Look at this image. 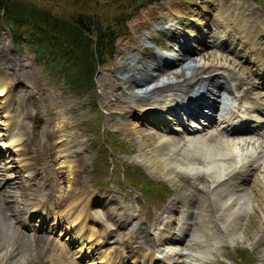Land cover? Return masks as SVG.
Wrapping results in <instances>:
<instances>
[{
    "label": "rangeland",
    "instance_id": "obj_1",
    "mask_svg": "<svg viewBox=\"0 0 264 264\" xmlns=\"http://www.w3.org/2000/svg\"><path fill=\"white\" fill-rule=\"evenodd\" d=\"M21 1L32 2L58 17H67L73 11H88L94 15L97 14L98 18L101 17L100 23L112 27L113 20H116L114 18L121 13L120 7L123 3L122 0ZM230 1L239 2L242 6L248 7V18L243 20L244 25L264 27V0H156L146 5H140L141 8L129 10L133 16L127 22V33L124 36L118 35L114 43L115 52L110 56H105L104 63L98 66L95 72L96 89L92 94H89L88 91L75 93L69 90L60 73L55 72L51 66H43L36 60L31 45L26 39L20 38L18 45L13 46L8 30L3 26L0 27V76L5 78L7 87L9 86L10 89L4 96L6 98L0 97V119L1 116L5 115L12 119V123L15 125L13 136L19 141L25 140L34 131L39 129L42 131L44 126L50 134L47 135L49 137L47 142L51 143L46 150L49 165L45 172H43L44 169L39 158L34 154L31 155V153L27 156L23 154L28 158L27 161L30 164L22 167L24 160L18 161L21 156L17 155L15 148L11 147L12 143H9L10 140L4 135L5 128L0 123V189L10 190L11 194L8 196L16 194L15 202H12L13 200L1 202L2 204L12 203L17 208H22L19 210L21 216H18L17 220L12 218V211L11 213L6 211L4 213L6 216H4L9 218L10 223L12 222L11 225H14L19 232L28 235L45 233L43 235L47 241L50 240L54 244L71 251V253L69 252L70 256L63 255L52 247L53 250L46 252L44 256L42 255V262L37 264H99L101 255L102 258H106L105 254L113 253L116 249L120 251L129 248L125 247L127 244L125 242L126 234L131 227L136 225H140L145 235L147 234L151 240V245L146 246V248L153 247L150 252L152 250L157 252L159 248H162V243L159 240L161 236H159L158 231L166 226L165 221L168 219L169 224H173L175 229L179 227L182 221L187 220V232H185L181 245H179L180 252L178 256L172 255V260H175L176 264H264V224L259 220L260 215L253 218L254 222L247 223L248 213L252 210L248 189L240 187L243 190L239 188L236 190L235 187L236 189L233 188L220 195L221 192L213 187V183L206 174H201L194 169L190 172L184 170V167L180 165L182 160L180 153L179 156L174 152L171 153L172 156L175 155L172 160L176 165H174V171L171 175L173 178L170 177V181L168 176L152 169L148 157L153 154H158V157L164 156V154L157 153V142L153 139L154 135H158V132L160 134L161 131L157 130L151 123L138 120L134 114L138 112V108L143 107L142 105L151 108L157 105L159 108L163 103L166 104L170 95L163 92L159 95H153L152 98L149 97L148 102H136L134 101L136 99L134 90H137V86L140 85L131 84L128 77H123L127 73L124 68H131L133 57L142 56L144 46L162 43L160 39V36L163 35L162 32L164 34L168 32L158 31V28L175 24L179 13L182 16H188L184 18L187 19L185 31L189 33L180 31L185 38L183 41L186 42L194 41V37H192L194 27L191 20L199 18L197 15H193L195 12L205 21L213 18L218 25L222 24L221 26L224 28L218 26L220 29L224 30L228 27L230 29L234 25L233 21L238 11L237 9V11L228 12V7H233ZM80 6L87 7L88 10H81ZM90 7H97V10H92ZM221 14L227 16L225 24L221 20ZM229 14L230 16H228ZM247 20H251V23ZM179 22L180 24L184 23L183 17ZM201 23L203 24V20ZM209 26L211 27L212 24L210 23ZM176 29L178 27L173 31ZM148 36L155 39L152 41ZM165 40L167 43L170 42L173 50L162 46L163 52L161 51V53L165 55L176 54L175 42ZM198 41H200L199 38ZM205 42L207 45L202 46L200 52L194 50V46L189 47L193 50L192 57L195 61H201L200 57L206 54H210L216 60L219 59L220 55L221 57L226 56L225 52L223 54L217 48V45H210L206 37ZM205 42L203 41V43ZM153 57L155 58L156 55ZM150 58L143 57L140 59L148 65L150 62H155V59ZM205 59L206 56H204ZM233 60L237 64L234 67L237 72L226 66L227 62L231 63ZM238 60L240 59L228 57L224 60V65L217 68L220 69L222 78L226 79L227 84L232 88L237 80L235 75L243 73L247 74L249 80L253 79L246 62L239 61L237 63ZM4 62L12 63L13 67H7V71L12 75L14 71L17 72V80L11 79L7 72L5 76L3 75L6 70V66L3 65ZM210 62L214 67L219 65L215 63V60H210ZM175 64L170 66L171 69L166 67L163 68V71L157 72L158 74L152 78L151 84L158 83L165 78L180 79V77H176L179 65ZM138 72L136 71V74ZM218 88L221 89L223 101L220 102H223L222 105L227 106L226 104L232 101V103L242 106V102L236 98V89L235 91L232 89L231 92L229 88L226 90V87ZM27 102L30 106L38 104L41 105L42 110L44 109L43 112L39 111L40 121L35 124L26 120L27 118L21 114L24 111V106L28 105ZM129 114L132 115L130 120L127 118L130 116ZM44 118H47V125L41 126ZM165 118L172 119L171 116ZM189 123L191 122L189 121ZM132 126L133 128H129ZM211 130V134H209L210 131L203 130L199 133L200 135L189 138L183 132L172 133L170 135L172 145H177L176 147L187 146L188 151H190L192 146L187 144L189 143L188 140L203 141L211 136L215 141L218 139L216 142H221L225 138L235 139L238 143L233 153V164L240 166L251 163L256 169L254 174H257L264 181V133L253 135L246 132L234 137L232 135L225 136L221 132H214V129ZM262 130H264V126ZM202 132L204 133L202 134ZM243 138H246L245 143H242ZM16 146H18V142ZM78 154L81 155L80 163L77 161ZM33 166L35 168L32 173ZM36 172H40V174L37 175ZM197 172L200 177H195L198 176ZM77 173H79L81 187L75 186L78 184L74 185ZM126 182L144 183V186L147 187L146 194H151V199L144 200L137 189L127 186ZM66 194L67 198L69 197L66 199L69 201L59 205V207L56 200L63 196L66 197ZM233 201L236 202L235 206H238L239 209L246 210V214L240 216V220L238 219L241 223L239 228L226 231L223 225L228 223L229 219L228 217L225 218L224 208ZM218 202H222V204ZM73 203L83 209L78 219L69 223L66 216H69L71 212L74 213ZM187 204L192 210L187 211ZM241 210L239 211L244 212ZM202 218L209 222L208 228L211 227L209 230L207 229V239L212 242V246L199 248L194 247L191 237L196 231L199 233L197 228H204V226L202 227L204 222V219L201 220ZM77 222H82V231L85 230V234H89L91 237L84 239L83 234H77L75 230H70L71 225L79 224ZM222 222L223 224H221ZM37 223L40 224V229L36 228ZM4 230L7 233L6 236L12 238L10 232L8 233L9 230L5 228ZM2 236L0 233V264L31 263L21 257L20 249L14 250L10 255V252L7 251L10 241L6 239V236ZM153 239L155 242L152 246ZM12 240H14L13 243L21 246L23 252L28 253L27 242H22L23 239L12 238ZM86 241L92 242L94 245L89 247ZM98 244L100 245L99 248ZM201 244H204V241ZM134 252L135 248L129 251L127 256L131 257ZM17 257H20L19 263L13 261ZM169 262V259L163 258L159 264H169ZM124 264H126L125 261Z\"/></svg>",
    "mask_w": 264,
    "mask_h": 264
},
{
    "label": "bare ground",
    "instance_id": "obj_2",
    "mask_svg": "<svg viewBox=\"0 0 264 264\" xmlns=\"http://www.w3.org/2000/svg\"><path fill=\"white\" fill-rule=\"evenodd\" d=\"M236 4H238L239 6L237 5L235 7H230V6L228 7V12H233L235 10L237 11V9H238V11H237L236 17L233 21L234 25H232V27L228 30L227 34L221 35L220 32H217L215 30H213V31L209 30V31L211 32V37H213L212 40L215 42L225 44L226 49L229 53H231L232 55H234V53H236L240 57L244 56V58H242V59H243V61L247 62L248 66H249V70L251 71V74L256 79V81H255V83L250 81L248 79L249 77L247 76V74L240 73L239 75H235L237 80H236V83L234 84V87L238 88L237 89V91L239 92L238 98L239 99L243 98L242 102L244 104V108L242 109V114L246 115L247 117H255L256 119L258 118V116L261 115V117H262L261 119L264 121V100L262 99V97H260V96L258 97V93L255 90V87L257 86V84H259V86H261L264 89V27L263 28L259 27L260 25L259 26L258 25L250 26V24L244 25L243 20L245 18H248L247 17L248 7L242 6L239 2H237ZM194 14L199 17L196 19H192V23H193L192 26L194 27L193 33L195 35L194 37L202 39V34L205 35L204 34L205 30L206 31L208 30L206 23L209 24V22H211L212 20L209 18L208 20L205 21L204 19H201V16H199L196 12ZM221 16H222L221 20L225 24L227 22L226 21L227 16L224 14H221ZM228 16H230V14ZM201 20H203V24L201 23ZM247 21H249L251 23V20H247ZM201 24H202V27H200ZM215 24L218 25L216 22H215ZM221 25L222 24H220V26ZM221 27L224 28V26H221ZM167 32L168 33L165 35V39H167V40L180 41L183 39V34L181 32H179L177 29H176V31H173V29L169 30V28H168ZM145 38H146V36H145ZM165 39L162 41L161 44H162V46L166 47V49H169L170 46H169V44H167V42H165ZM242 43L244 45H242ZM188 48L189 47L187 44H179L177 47V51H176V53L178 52L177 54H172V55L168 54L167 56H164L161 53L153 54L151 49H149V47H147V51L143 52V55H144L143 57L149 58L150 56H152L150 59H155V62H153V63L150 62L147 65L143 62V60H141L142 59L141 56H139L141 59L139 57H137V58L133 57V61H131V62H133V64H131V68H126V67L124 68V70L127 73L125 75L122 74L123 77L124 76L128 77L131 84L140 85V86H137L138 87L137 90H134L135 91L134 95L136 96V99L134 101H136V102L147 101L148 102V100H150L149 97L152 98L153 95H159V94H162L163 92L169 93L168 95H170V97L168 99V102L172 101V105L168 104L165 109H164L163 105H160L159 108L157 107V105L153 106V108L142 105L143 107L138 108L139 109L138 112H136L134 114V117H136L138 120L140 119V121H144V122H147L149 124L151 123L155 127H157V129H159L161 131V133L163 132V134H161V133L159 134V132H158V135H154L153 139H155V142H157V146H158L156 148L157 153H159L161 155L164 154V156L158 157L157 156L158 154L157 155L153 154V155L148 157V160H149L148 162H149V164L152 165V169L156 170L157 172L161 173L162 175L168 176L169 181H170V177L173 178V176H171V175H172V172L174 171V167H175L174 165H176V164H174V160H172L173 156H175V155L172 156L171 153L174 152L175 154H178V156L180 153V155H182V156H180V158L182 159L180 165H182L184 167V170L190 172V170L194 169V170L200 172L201 174H206L209 177V180L213 183V185H214L213 187H215L219 192H221L220 195L226 193V192L223 193L226 190L225 188L227 187L226 183L236 187L237 188L236 190H238V188L241 189L240 187H246L248 189L249 196H250V201L249 200L248 201L250 202V206L252 208L250 213H248V222L247 223H249L250 221L254 222L253 218L256 217V215H258V216L260 215L261 218L259 220H261V223L264 224V181L261 178H259V176L257 174H254V170H256V169H254V167H253V165H251V163H245V164H242L240 166H235L233 164V162H232V161H234L233 160V153H234L235 149L237 148L236 144L238 143L237 141H235V139L225 138L221 142H216V141H218V139H216V141H215L213 136H211L210 138L205 139L203 141L189 140L188 141L189 143H187V144L192 146V148L190 147V149H189L191 151L190 152V151H188L187 146L176 147L177 145H172L170 135L174 131V128L183 127L182 124H179V119L174 121L175 126L172 128H168L167 123L161 124L162 121H161L160 115H164V116H168V117L171 116L173 118L181 117V114L179 112H177V111H179L178 108H180V106H183L185 108L183 113H185L189 117H193V118L198 117L201 120V122H204L203 121L204 118L207 119V121L209 122L210 117L213 118V114L215 112H216V117H220L222 114L223 107H222L221 102H220L222 100L221 99V89L218 88V87H220V85L218 84L216 77H217V74L219 73L217 68H221V65H224V60H226V58L221 57V55H220L219 59L216 60L215 57L211 56L210 54H206V55H202V57H200L202 62L200 60H199V62H197V61H195L194 57H192V52ZM195 49H196V47H195ZM199 49H202V48L199 47ZM231 49H232V52L229 51ZM171 50H173V49H171ZM198 52H200V51L198 50ZM153 55H156V57L154 58ZM204 56H206L205 60H204ZM210 60H215L216 61L215 63H218L219 65H217V67L212 66ZM232 62H234V64H232ZM232 62L231 63L227 62L226 66L229 68H232L233 71H236V69L234 67L237 64L235 63L234 60ZM173 63L174 64L176 63L179 65V70H178V72H176V74H177L176 77L177 78L180 77V79L170 80L168 78H165V79H161L160 82H158V83L151 84L152 78L154 76H157L159 71H163V68H166V67L170 68V66ZM237 63H238V61H237ZM3 65L6 66L5 67L6 70L3 73V75L5 76L6 72H7V74H9V72L7 71V67H13V65H12V63L7 64L5 62ZM213 65H214V63H213ZM136 71H139L141 73H145V76H142L140 78L137 77V75L135 73ZM153 74H154V76H152ZM8 76H11V79H13L14 81L17 80V78H18L17 72H15V71L13 72V75L9 74ZM223 82L227 83L226 79H224ZM213 87H214V89H213ZM231 88H232V86H231ZM9 90H10L9 86L7 87V82H6L5 78L0 76V97L6 98L4 96L7 95V92H9ZM164 96H165V94H164ZM219 97H220V99H219ZM186 98L190 99L189 105L187 103L188 99L186 100ZM124 99H125V97H124ZM185 101L187 103L186 105H185ZM27 104H28L27 106H24V111L21 112V114L27 118L26 120H30L32 123L35 124L36 122L40 121V114L39 113L41 111L43 112L44 109L42 110L41 105L39 106L38 104L31 105V106H30L29 102H27ZM178 104H179V107H178ZM219 104H220V106H219ZM222 104H223V102H222ZM161 106H163V108ZM172 107H174V108H172ZM202 108L209 109L210 113L206 112L207 110H204ZM130 114H132V113H130ZM258 114H260V115H258ZM131 116L132 115H130L129 117L127 116V118L130 120ZM187 116H185L184 118L189 119V121H190V118H187ZM44 119L45 120L41 126L47 125V122H48L47 118H44ZM136 122H137V120H136ZM190 122L193 123V121H190ZM0 123L2 124L1 126L5 128L4 130H5L6 134L4 133V135H6L7 139L10 140L9 143H12L11 147H13V149L15 148L14 150H16L17 155L21 156V158H19L18 161L24 160V164L22 165V167H25L26 165L30 164V162L27 161L28 158L23 156V154L27 156V155H29V153H31V155L34 154V156H37L39 158V161L41 162V165L43 166V169H44L43 172H45V169L49 165L46 150H48V148L50 147L49 145H51V143L47 142L48 138H49L47 135H50L48 133V129L44 128V126H43L42 131H40V129L38 131H34L32 134H30V136H27V138L25 140L19 141L17 138H15L13 136V134H14L13 129H14L15 125L12 123V119L8 115L1 116ZM196 123L197 122H195V124ZM260 123H262V125H264V122H260ZM41 126H40V128H41ZM129 128H133V126L129 127ZM242 128H245V126H243ZM164 129L169 130V131H165ZM183 129H184V131H186L187 136H190L193 133L197 134V132H195V131L190 133L187 130V128H185V127ZM134 131H136V130H134ZM224 133H226L227 136L233 135V134L228 135V133L226 131ZM149 136H150V134H149ZM207 140H211V141H208L211 143H208ZM245 141H246V138H243L242 143H245ZM17 142H18V146H16ZM28 147H30V150H28ZM80 158H81V155L78 154L77 161L79 163H80ZM236 160H235V163H236ZM19 163H21V162H19ZM28 168L30 169V167H28ZM32 168H33V170H32V173H33L35 166H33ZM39 169L40 168L38 167V170ZM81 170H82V168H81ZM198 172H197L198 176H195V177H200ZM36 173H37V175L40 174V172H36ZM75 184H78V185H75ZM74 185L77 187H81L80 182H79V173H77V175L74 179ZM241 190H243V189H241ZM12 191H14V190H12ZM9 194H11L10 190H8L6 188H1L0 189V202L1 201L4 202L6 200H13L12 202H15V197H16L15 195L16 194L15 195L12 194L11 196H8ZM68 195L71 197L70 194H68ZM65 196L66 197L63 196L64 198L62 197V198L57 199V200L55 199L56 203L61 206L62 204H65L66 202H68L69 200L67 201V199L69 197L67 198V194ZM16 203H17V201H16ZM238 203H237V205H238ZM219 204H222V202H220ZM235 204H236L235 201L230 202L224 208V211L226 213V217L224 215H223V217H225V218L228 217V219H229L228 223L223 225V226H225L226 231H228L229 229L235 230V229L239 228L241 225L239 218H240V216H244L246 214V210L244 211V210L239 209V207L235 206ZM47 206H48V203H47ZM72 206L75 207L74 213L71 212L69 214V216H66V218L70 217L68 219L69 223L73 222L75 219H78L79 214L82 213V209H83L74 203L72 204ZM57 208H58V206H57ZM20 209H22V208H20ZM20 209L17 208L16 205H12V203H10V204H8V203L2 204V202L0 203V233L3 235L2 237L6 236V234H7L6 231L4 230V228H5L6 230H9L8 233L10 232L11 237L13 239H16V240L23 239L22 242H25V243L27 242L26 247H27V244L29 247L28 253L26 251L23 252L21 246L18 245L17 243H13L14 240H12V238H10V237H7L8 236L7 235L6 239L8 241H10V243L8 244L9 247H8L7 251L10 252V255H11V253H13L14 250L17 251L20 249L21 250L20 255L23 259H25V261L27 260V262H31V263L33 261V264H35V263L37 264V263L42 262V260H41L42 255L44 256L46 252L52 251L53 248L57 249L58 253H61V254L65 253L67 251L64 247H60V246L54 244V242H52L50 240L47 241L46 238L44 237L43 233H40V234L32 233L31 235H28V234L19 232L14 227V225L12 226L11 225L12 222L10 223V221L8 220L9 218L7 219L5 217L6 215L4 213L6 211H9L11 213V211H12L13 212L12 218L14 220H17L18 219L17 217L21 216V213L19 215ZM169 210H170V208L168 209V211ZM239 210L244 211V212H240ZM59 212H58V214H60ZM205 216H206V214H205ZM83 218H85V217L83 216ZM203 219L204 218H202L201 220H203ZM207 219H209V218H207ZM223 222L221 224H223ZM77 223H79V222H77ZM208 224H209V222L205 221V219H204V222L202 225V227L204 226V228H197L199 233L196 231V233L194 235H192V240L196 242L195 245L197 244L199 246L201 244V242L204 241V244H201V246H200L202 248L207 247V246L212 244V242H210L207 239V229L209 230L211 228V227L208 228V226H209ZM37 226H40V224L37 223ZM242 228H243V230H245L244 227H242ZM141 229H142V227H141ZM141 229H140L139 225H136V226L132 227L127 232L126 239H125V242L127 244L125 247H129L130 250H132L133 248H136V250H139V248L147 250L146 246L151 245V240H149V238L145 235L144 231ZM166 229L169 230V228H166ZM75 231L77 232V234H83L85 239L91 237L89 234H87V235L85 234V232H84L85 230L82 231V222L77 224V226L75 227ZM176 233H177V231H176ZM162 234H163V232L161 233V235ZM233 236H235V235H233ZM166 237L167 236H164L162 239L164 241H167V240L172 241L171 239L166 238ZM173 242H175V241H173ZM232 242H233V239H232ZM92 245H94V243L92 244V242L90 244H88L89 247ZM26 247H25V249H26ZM167 250H171V249H167ZM88 253H90V251H88ZM121 253L122 252H118V256L115 257L117 260L122 255ZM6 256H8V255H6ZM106 256H107V254H106ZM150 258H151V254H150V256L148 255V259L145 261V259L143 258V255H141V258H138L134 262V264H149ZM13 261H17V263H19L20 257H17V259L14 258ZM106 262H107V260H106ZM106 262H104V264H106ZM14 264H15V262H14ZM24 264H25V262H24Z\"/></svg>",
    "mask_w": 264,
    "mask_h": 264
},
{
    "label": "trees",
    "instance_id": "obj_3",
    "mask_svg": "<svg viewBox=\"0 0 264 264\" xmlns=\"http://www.w3.org/2000/svg\"><path fill=\"white\" fill-rule=\"evenodd\" d=\"M121 13L113 20V27L100 23L98 15L88 11H73L58 17L32 2L0 0V27L6 26L13 45L26 39L32 52L43 66H51L64 78L69 90L75 93H94V73L114 50V42L126 34L129 10L151 0H122ZM97 10V7H90ZM128 8L126 11H124ZM81 10H88L80 6ZM148 198L144 183L128 182Z\"/></svg>",
    "mask_w": 264,
    "mask_h": 264
}]
</instances>
